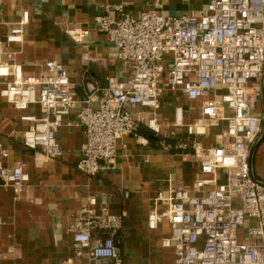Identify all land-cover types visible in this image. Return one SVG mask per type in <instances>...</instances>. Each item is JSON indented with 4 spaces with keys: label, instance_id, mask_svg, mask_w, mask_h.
<instances>
[{
    "label": "built area",
    "instance_id": "obj_1",
    "mask_svg": "<svg viewBox=\"0 0 264 264\" xmlns=\"http://www.w3.org/2000/svg\"><path fill=\"white\" fill-rule=\"evenodd\" d=\"M205 1L199 11L139 17L107 3L95 28L113 44L127 74L110 75L91 90L85 86L82 98L60 60L40 61L34 73L17 60L10 46L23 43L31 18L22 9L17 21L3 22L0 97L22 111L24 145L41 149L47 159L61 155L57 131L77 108L74 124L86 135L77 167L89 176L117 167L123 136L146 145L142 125L163 139L178 138L192 150L198 176L192 184L158 189L148 214L149 228L167 222L170 233L161 243L173 248V264H264V180L252 168L253 148L264 133V0ZM62 29L80 46L91 33L71 22ZM174 92L186 102L200 101L197 117L187 118L193 107L178 97L173 118L159 116L165 93ZM31 105L40 114L25 112ZM8 156L0 147V178L18 199L30 175L21 163L5 165ZM122 217L98 209L97 196L89 195L69 227L75 255L61 264H77V258L123 264L115 238Z\"/></svg>",
    "mask_w": 264,
    "mask_h": 264
},
{
    "label": "crops",
    "instance_id": "obj_2",
    "mask_svg": "<svg viewBox=\"0 0 264 264\" xmlns=\"http://www.w3.org/2000/svg\"><path fill=\"white\" fill-rule=\"evenodd\" d=\"M107 3L119 4L126 13L139 17L145 11L171 15L199 11L206 1L0 0V40L7 30L3 22L17 21L20 11L28 9L31 18L24 41L10 49L18 51L17 60L30 73L38 71L40 61L60 60L76 86L77 97L82 98L85 86L91 90L104 85L110 75L127 74L113 44L95 28V17L104 13ZM67 22L90 29V37L82 46L64 33L62 25ZM175 97L193 107L188 119L198 116L200 101L186 102L174 92L163 97L162 119L173 118ZM259 107L264 118V81ZM25 112L40 114L35 105ZM21 114L0 97V147L9 153L4 163H21L30 175L18 199L0 178V264H61L74 257L69 227L76 211L92 194L97 196L98 209L123 215L122 226L115 232L123 264H173V248L161 243L170 233L168 224L161 221L156 228H149L148 214L155 207L151 198L158 189L174 183L192 184L198 176V162L191 149L181 147L178 138L163 139L142 125L146 145L132 136H123L117 143V167L89 176L77 167L86 140L83 127L74 124L77 108L64 117L56 134L61 155L51 159L41 149L24 145L22 133L28 123L20 119ZM177 130L182 133V128ZM170 140L182 150L172 147ZM203 141L209 145V139ZM252 168L264 180V139L253 153ZM76 262L84 264L86 259L77 258Z\"/></svg>",
    "mask_w": 264,
    "mask_h": 264
},
{
    "label": "water",
    "instance_id": "obj_3",
    "mask_svg": "<svg viewBox=\"0 0 264 264\" xmlns=\"http://www.w3.org/2000/svg\"><path fill=\"white\" fill-rule=\"evenodd\" d=\"M263 139H264V133H263V135H262L260 141H259L257 144L261 143V142L263 141ZM257 144H256V145L254 146V148H253V153H254V151H255V149H256V147H257Z\"/></svg>",
    "mask_w": 264,
    "mask_h": 264
},
{
    "label": "trees",
    "instance_id": "obj_4",
    "mask_svg": "<svg viewBox=\"0 0 264 264\" xmlns=\"http://www.w3.org/2000/svg\"><path fill=\"white\" fill-rule=\"evenodd\" d=\"M167 139V138H166ZM167 140H169V139H167ZM171 141V140H170ZM170 144H172V147H174L175 149H181V148H178V147H176V146H174L175 144L174 143H172V141L170 142ZM182 150V149H181ZM101 234V233H100ZM102 234L103 235H105L103 232H102ZM107 235V234H106Z\"/></svg>",
    "mask_w": 264,
    "mask_h": 264
}]
</instances>
